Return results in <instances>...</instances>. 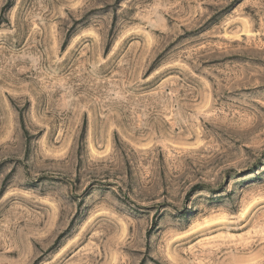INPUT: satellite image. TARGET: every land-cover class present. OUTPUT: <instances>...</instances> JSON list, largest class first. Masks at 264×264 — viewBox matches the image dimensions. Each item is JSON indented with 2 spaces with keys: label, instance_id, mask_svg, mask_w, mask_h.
I'll list each match as a JSON object with an SVG mask.
<instances>
[{
  "label": "rangeland",
  "instance_id": "374dc122",
  "mask_svg": "<svg viewBox=\"0 0 264 264\" xmlns=\"http://www.w3.org/2000/svg\"><path fill=\"white\" fill-rule=\"evenodd\" d=\"M0 264H264V0H0Z\"/></svg>",
  "mask_w": 264,
  "mask_h": 264
}]
</instances>
